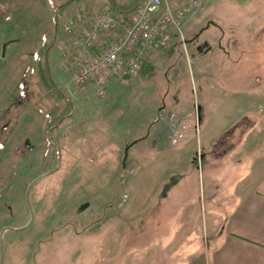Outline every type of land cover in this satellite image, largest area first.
I'll return each instance as SVG.
<instances>
[{
	"label": "rangeland",
	"instance_id": "1",
	"mask_svg": "<svg viewBox=\"0 0 264 264\" xmlns=\"http://www.w3.org/2000/svg\"><path fill=\"white\" fill-rule=\"evenodd\" d=\"M62 2L0 0V264H184L170 246L197 255L203 222L261 169L264 0H205L104 97L60 50L63 18L101 0ZM44 56L74 104L52 143L35 108L54 89L36 84Z\"/></svg>",
	"mask_w": 264,
	"mask_h": 264
},
{
	"label": "built area",
	"instance_id": "2",
	"mask_svg": "<svg viewBox=\"0 0 264 264\" xmlns=\"http://www.w3.org/2000/svg\"><path fill=\"white\" fill-rule=\"evenodd\" d=\"M204 0H143L118 27L108 0L81 7L63 18L67 35L60 47L66 69L76 86H94L100 97L111 83L123 84L141 71L155 53L181 35L185 19L198 11Z\"/></svg>",
	"mask_w": 264,
	"mask_h": 264
},
{
	"label": "crops",
	"instance_id": "3",
	"mask_svg": "<svg viewBox=\"0 0 264 264\" xmlns=\"http://www.w3.org/2000/svg\"><path fill=\"white\" fill-rule=\"evenodd\" d=\"M258 163L261 169L254 178L239 184L225 208L203 222L204 242L195 249L197 255L191 244L170 246L173 253L185 252L184 264H264V157ZM146 202L140 208L143 214Z\"/></svg>",
	"mask_w": 264,
	"mask_h": 264
},
{
	"label": "trees",
	"instance_id": "4",
	"mask_svg": "<svg viewBox=\"0 0 264 264\" xmlns=\"http://www.w3.org/2000/svg\"><path fill=\"white\" fill-rule=\"evenodd\" d=\"M62 4L60 6V12L59 14H62L64 10L68 7H70L73 4L79 3L83 0H62ZM111 5L113 6L115 10L116 15V21L118 23V27H124L128 24V15L132 13L138 5L143 0H108ZM54 21L55 25V34H54V40L49 44L46 45L45 51L48 52L51 47L55 44L56 41V35L59 31L58 21L59 16L56 15ZM44 45V43H43ZM42 45V46H43ZM49 53V52H48ZM152 62L144 63L142 70L139 74L145 72L146 70L151 69ZM36 75L38 77V81L36 84L42 85V83L51 84L54 89L47 90L45 94L42 95L41 99L38 101H35V108L40 112V114L44 115L45 121H46V130L49 134V141L52 143L53 138L52 134L54 132H57L65 123L67 120H71L74 118V104L72 101V98L67 94V92L64 91L63 88H60L57 84L54 75L52 73V70L49 65L48 57L44 56L43 59H40L36 63L35 68ZM35 97V95H34ZM50 104V108L45 105V107L48 108V111L45 113L44 111V104Z\"/></svg>",
	"mask_w": 264,
	"mask_h": 264
}]
</instances>
